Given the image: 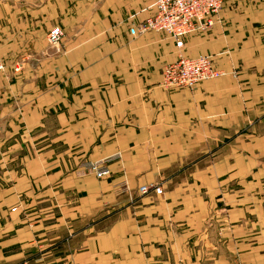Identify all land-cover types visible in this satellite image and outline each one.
Here are the masks:
<instances>
[{"label": "crops", "instance_id": "0c3cea01", "mask_svg": "<svg viewBox=\"0 0 264 264\" xmlns=\"http://www.w3.org/2000/svg\"><path fill=\"white\" fill-rule=\"evenodd\" d=\"M155 2L0 0V264H264V0L184 37L225 73L193 90Z\"/></svg>", "mask_w": 264, "mask_h": 264}, {"label": "built area", "instance_id": "2783aa9c", "mask_svg": "<svg viewBox=\"0 0 264 264\" xmlns=\"http://www.w3.org/2000/svg\"><path fill=\"white\" fill-rule=\"evenodd\" d=\"M222 4L223 0H156L154 14L134 27V35L150 31L161 32L174 41L177 59L164 66L161 72V85L164 88L193 90L199 83L225 75L224 72L213 68L210 57L186 59L181 54L184 50V37L194 32L212 29ZM63 38L64 32L59 27H53L47 34V41L51 46L58 45ZM4 70L5 66L0 63V72ZM83 167L98 180L111 175L106 161L88 162ZM163 192V183L153 181L138 187L137 196L160 197ZM130 202L135 204L136 201L131 199Z\"/></svg>", "mask_w": 264, "mask_h": 264}, {"label": "rangeland", "instance_id": "374dc122", "mask_svg": "<svg viewBox=\"0 0 264 264\" xmlns=\"http://www.w3.org/2000/svg\"><path fill=\"white\" fill-rule=\"evenodd\" d=\"M48 42V41H47ZM60 246H57V249H59ZM26 262V261H25Z\"/></svg>", "mask_w": 264, "mask_h": 264}]
</instances>
